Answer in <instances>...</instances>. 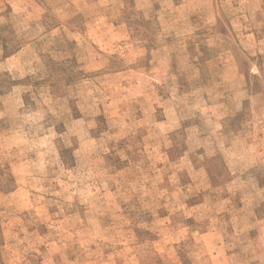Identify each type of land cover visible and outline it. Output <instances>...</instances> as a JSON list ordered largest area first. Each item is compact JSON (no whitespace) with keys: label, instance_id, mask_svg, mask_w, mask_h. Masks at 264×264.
Wrapping results in <instances>:
<instances>
[{"label":"rangeland","instance_id":"obj_1","mask_svg":"<svg viewBox=\"0 0 264 264\" xmlns=\"http://www.w3.org/2000/svg\"><path fill=\"white\" fill-rule=\"evenodd\" d=\"M0 264H264V0H0Z\"/></svg>","mask_w":264,"mask_h":264}]
</instances>
